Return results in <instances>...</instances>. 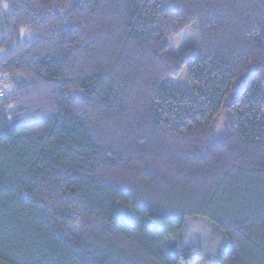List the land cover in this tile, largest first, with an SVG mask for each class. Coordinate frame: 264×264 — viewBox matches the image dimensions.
I'll return each instance as SVG.
<instances>
[{"label": "trees", "instance_id": "16d2710c", "mask_svg": "<svg viewBox=\"0 0 264 264\" xmlns=\"http://www.w3.org/2000/svg\"><path fill=\"white\" fill-rule=\"evenodd\" d=\"M0 77V264H264V0H0Z\"/></svg>", "mask_w": 264, "mask_h": 264}, {"label": "rangeland", "instance_id": "374dc122", "mask_svg": "<svg viewBox=\"0 0 264 264\" xmlns=\"http://www.w3.org/2000/svg\"><path fill=\"white\" fill-rule=\"evenodd\" d=\"M196 42L195 31L186 30L180 36L172 38L170 41L169 52L171 54H178L187 45ZM170 86L179 92L189 94L191 92L189 82L186 78V71L183 69L176 77L169 79ZM11 88L7 80L0 77V98H5L11 93ZM261 95L264 97V85L262 87ZM127 208L119 207V213L123 216ZM212 223L205 218H194L185 220L183 228H181L175 235L170 236L163 244L164 250L179 253L183 247L191 246L201 251L205 261L200 258L192 264H213L212 260L215 256V251L219 247V243L212 241ZM213 258V259H212Z\"/></svg>", "mask_w": 264, "mask_h": 264}]
</instances>
